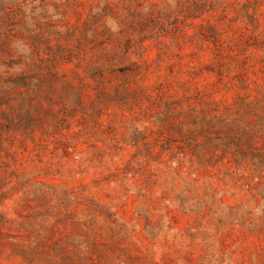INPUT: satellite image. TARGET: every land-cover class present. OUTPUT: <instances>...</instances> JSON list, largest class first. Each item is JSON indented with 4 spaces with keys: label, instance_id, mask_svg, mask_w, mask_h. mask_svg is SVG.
<instances>
[{
    "label": "rangeland",
    "instance_id": "rangeland-1",
    "mask_svg": "<svg viewBox=\"0 0 264 264\" xmlns=\"http://www.w3.org/2000/svg\"><path fill=\"white\" fill-rule=\"evenodd\" d=\"M0 264H264V0H0Z\"/></svg>",
    "mask_w": 264,
    "mask_h": 264
}]
</instances>
